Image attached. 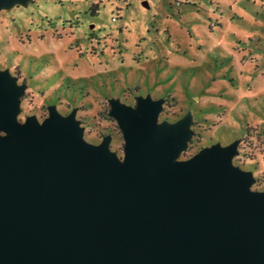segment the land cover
<instances>
[{
    "label": "water",
    "instance_id": "water-1",
    "mask_svg": "<svg viewBox=\"0 0 264 264\" xmlns=\"http://www.w3.org/2000/svg\"><path fill=\"white\" fill-rule=\"evenodd\" d=\"M24 88L0 69V264H264V191L232 165L238 139L180 160L189 110L157 120L162 98L112 97L117 156L109 135L83 139L74 107L18 120Z\"/></svg>",
    "mask_w": 264,
    "mask_h": 264
},
{
    "label": "rangeland",
    "instance_id": "rangeland-1",
    "mask_svg": "<svg viewBox=\"0 0 264 264\" xmlns=\"http://www.w3.org/2000/svg\"><path fill=\"white\" fill-rule=\"evenodd\" d=\"M30 0L0 10V69L25 88L18 120L75 108L82 137L121 156L107 98H162L157 120L191 113L180 160L238 139L232 165L264 191V0Z\"/></svg>",
    "mask_w": 264,
    "mask_h": 264
}]
</instances>
